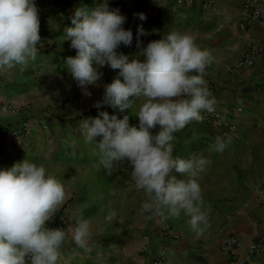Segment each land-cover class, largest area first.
I'll return each instance as SVG.
<instances>
[{"label": "crops", "instance_id": "1", "mask_svg": "<svg viewBox=\"0 0 264 264\" xmlns=\"http://www.w3.org/2000/svg\"><path fill=\"white\" fill-rule=\"evenodd\" d=\"M117 1L109 0L110 7L114 9ZM139 3L140 0H133L130 7L136 14L145 13L147 19L141 21L136 14L127 18L124 27L133 30L134 40L130 47L122 44L119 51L129 56L140 51L135 35L141 24L148 32L141 37L143 46L161 39L172 29L190 32L197 44L211 50L216 58L207 69L213 83L211 92L217 99L216 108L228 111L243 108L232 116L235 131L196 121L208 127V131L195 128L177 154L186 157L203 153L211 158V164L200 178L204 206L211 209L210 228L197 237L188 224V217L182 214L167 218L178 238H162L159 223L163 216L145 219L140 213L146 196L135 189L130 162H122L111 173L103 166L97 167L100 154L95 143L86 142L82 136L80 119L97 116L104 110L117 113L120 118L127 114L130 123L137 126L139 118L132 109L120 113L109 105H102L100 109L94 106L103 99V85L110 83L119 70L103 66L100 70L104 75L96 85L88 86L92 93L88 96L68 71L66 59L57 55L62 45L67 50L73 49L70 41H64L63 34L74 9L81 5L93 6L94 0H36L43 40L41 52L27 67L17 66L4 74L1 83L4 98L24 109L1 117L0 134L19 128L27 116L33 117L32 131L22 139H0V168L11 167L26 158L46 165L65 182L70 193L58 211L63 210L69 216V224H74L81 215L91 218L95 234L100 224L93 219L94 214L86 211L97 209L99 203L103 209L112 207L109 197L113 195L120 196L118 201L123 204L132 205L130 221L126 222L125 215L122 216L123 223L131 227L118 231L117 246L104 243L107 247L103 255L96 248L99 243L95 242V234L88 249L79 248L69 238L62 246L60 264L65 259L68 264H151L161 253L174 264H235L231 256L221 252L222 242L232 235L244 241L238 249L239 257L246 259L244 264H264V251L247 258L246 250L253 240L264 237V45L252 68L235 66L249 45V37L239 26L240 0H217L215 10L208 11H203L199 4L182 8L176 0H145L141 9ZM251 37L264 43L257 24L251 26ZM74 97L81 98V104H72ZM65 98H69V104L59 107ZM45 121L50 125L49 131H44L39 124ZM217 137L230 138L223 152L209 150ZM101 224L111 226L113 221L103 218ZM48 226L55 228L54 219Z\"/></svg>", "mask_w": 264, "mask_h": 264}, {"label": "clouds", "instance_id": "2", "mask_svg": "<svg viewBox=\"0 0 264 264\" xmlns=\"http://www.w3.org/2000/svg\"><path fill=\"white\" fill-rule=\"evenodd\" d=\"M136 15L147 19L143 12ZM126 20L109 0H94L93 6L76 7L72 26L64 30V41L77 50L66 58L67 69L86 95L92 94L88 86L104 75L103 66L119 70L103 85V99L94 106L109 105L120 113L132 109L139 118L137 126L127 114L120 118L99 111L80 119L81 134L98 149L97 167L111 173L122 162H130L135 187L146 196L140 208L145 219L183 214L200 237L211 226L200 178L212 161L203 153L174 155V148L177 132L192 121H203L205 112L216 111L217 99L206 79L216 58L197 44L192 33L178 29L143 46L141 37L148 35L143 24L135 35L140 51L129 56L119 51L134 40L133 30L124 27ZM40 23L36 0H0V75L27 67L37 58L43 46ZM229 142L230 138L217 137L209 150L223 152ZM69 195L65 182L43 163L26 158L0 168V264H60L62 246L69 238L88 249L95 234L91 218L78 216L67 228L48 226ZM116 217V209L110 207L104 219L111 222Z\"/></svg>", "mask_w": 264, "mask_h": 264}, {"label": "built area", "instance_id": "3", "mask_svg": "<svg viewBox=\"0 0 264 264\" xmlns=\"http://www.w3.org/2000/svg\"><path fill=\"white\" fill-rule=\"evenodd\" d=\"M178 6L182 8H193L197 4L203 11L215 10L217 0H176ZM241 14H240V29L249 37V45L245 54L239 58L235 66L239 68H252L257 60V57L262 51L264 45L261 42L253 39L251 37V26L257 24L260 28V37L264 41V1L263 0H240ZM4 75H0V109L7 108V112L0 113V119L5 114H17L20 113L24 108L18 107L11 102H8L2 92L1 83ZM208 81V86L212 90V80L209 74L206 75ZM242 107L235 108L234 111L221 110L216 108L214 113H204V120L200 121L205 124H212L219 128H227L230 131H235L236 125L232 121V116L238 114L242 111ZM33 117L27 116L21 121V126L17 129H9L4 135L0 134V139L2 137H7L13 140L22 139L28 136L32 129ZM42 125L43 130H48V122H39ZM140 193L145 195L143 190H139ZM262 194L264 196V187ZM55 228H67L69 225V216L64 211H57L54 216ZM160 236L162 238L175 237L178 238V234L175 232L172 223L165 218H161L159 223ZM150 239H148L149 241ZM149 244H147L148 246ZM244 245V241L240 236H228L224 239L221 245V252L231 256L235 260V264H244L246 259H242L238 255V249ZM247 258L264 251V237L253 240L247 246ZM151 264H174L171 260L167 258L163 253L159 254L154 258Z\"/></svg>", "mask_w": 264, "mask_h": 264}, {"label": "rangeland", "instance_id": "4", "mask_svg": "<svg viewBox=\"0 0 264 264\" xmlns=\"http://www.w3.org/2000/svg\"><path fill=\"white\" fill-rule=\"evenodd\" d=\"M64 45H62V48L60 49V51H56L57 52V55L59 56H62L64 59H66L67 57L65 55H63V53H66L70 50H67L63 47ZM65 68V67H64ZM62 67V72L65 71ZM69 98H65L63 99L62 101V104L59 106V107H63L67 104H69ZM71 102L72 104L74 105H77V104H81L82 100L81 98L79 97H74L73 98V101L71 99ZM49 124V123H48ZM50 130V125L48 127V131ZM46 131V130H44ZM134 186H135V183H134ZM136 191L140 194V195H143L142 193H140V191L135 187ZM120 196H117V195H113V196H110V201L112 200L113 201V206L111 208H115L116 211H117V217L114 218L113 220V225L111 226H106V225H103L101 224V220H103V218L107 215L108 211H109V208L108 209H103L101 208V206L103 204L99 203L98 204V208L95 209V207L91 210H88L86 211L88 214H94L93 215V219H96V221H98V223L100 225H97L96 226V234H95V242H98L99 243V247H96L97 250H99V252H103V255L105 254L104 251L106 249L107 246H104V243H109L107 245H111L112 243H114L115 246H117V242H118V231L121 230V229H129L131 226L130 225H127L125 224L127 221H130L131 219V212H133V208H132V205H127L126 204H123L122 201H118V198ZM130 198H132V195L130 196ZM63 211V210H62ZM125 215L126 217V222L123 223V220H122V216ZM119 245H121L119 243ZM104 249V250H102ZM114 262H115V259H114Z\"/></svg>", "mask_w": 264, "mask_h": 264}, {"label": "trees", "instance_id": "5", "mask_svg": "<svg viewBox=\"0 0 264 264\" xmlns=\"http://www.w3.org/2000/svg\"><path fill=\"white\" fill-rule=\"evenodd\" d=\"M133 2V0H119L114 3V9L118 8L121 12V14L125 15L127 18H129L132 15H135L136 13L131 9L130 5ZM145 0H140V3L138 4L139 9L142 8ZM72 26L71 22L66 23L64 27ZM77 54L76 49H72L66 53H63L66 57L68 56H75ZM197 128L200 132H207L208 127L203 126L202 123H198L196 121L190 122L182 131L178 132L176 134L177 139L175 141V148H174V155H177L179 152L182 151L184 145L183 141L188 139L191 134H193L194 129Z\"/></svg>", "mask_w": 264, "mask_h": 264}]
</instances>
